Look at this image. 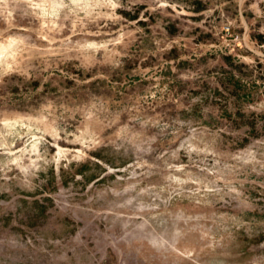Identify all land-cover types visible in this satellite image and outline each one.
<instances>
[{
	"label": "rangeland",
	"instance_id": "obj_1",
	"mask_svg": "<svg viewBox=\"0 0 264 264\" xmlns=\"http://www.w3.org/2000/svg\"><path fill=\"white\" fill-rule=\"evenodd\" d=\"M0 264H264V0H0Z\"/></svg>",
	"mask_w": 264,
	"mask_h": 264
}]
</instances>
